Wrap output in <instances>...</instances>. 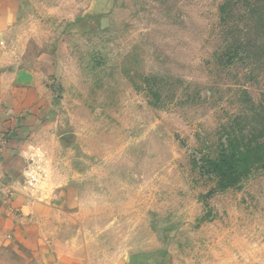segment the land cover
<instances>
[{
	"label": "rangeland",
	"instance_id": "obj_1",
	"mask_svg": "<svg viewBox=\"0 0 264 264\" xmlns=\"http://www.w3.org/2000/svg\"><path fill=\"white\" fill-rule=\"evenodd\" d=\"M21 2L52 69L24 178L79 202L85 263L264 264V0Z\"/></svg>",
	"mask_w": 264,
	"mask_h": 264
},
{
	"label": "crops",
	"instance_id": "obj_2",
	"mask_svg": "<svg viewBox=\"0 0 264 264\" xmlns=\"http://www.w3.org/2000/svg\"><path fill=\"white\" fill-rule=\"evenodd\" d=\"M21 1L0 0V264H86L78 234L67 232L62 222L79 202L65 189L38 196L24 178L28 166L23 156L44 121L50 90L44 78L52 69L47 54L29 62L14 46V32L29 12ZM126 264L159 261L131 259Z\"/></svg>",
	"mask_w": 264,
	"mask_h": 264
},
{
	"label": "trees",
	"instance_id": "obj_3",
	"mask_svg": "<svg viewBox=\"0 0 264 264\" xmlns=\"http://www.w3.org/2000/svg\"><path fill=\"white\" fill-rule=\"evenodd\" d=\"M257 145V151H259V154L256 156V164L258 165H261V166H264V142H259L256 144ZM244 149V152L242 153L243 155L245 154V156H248V154H250L252 152V149H251V146L248 145L247 147L243 148ZM241 154V155H242ZM233 155H231L230 157H232ZM231 159V158H230ZM234 159V158H233ZM230 161H233L232 159ZM248 161L247 160V157H245V162L242 166H248ZM223 162V160H222ZM225 164H228V161H227V158H225ZM230 166V164H229Z\"/></svg>",
	"mask_w": 264,
	"mask_h": 264
},
{
	"label": "built area",
	"instance_id": "obj_4",
	"mask_svg": "<svg viewBox=\"0 0 264 264\" xmlns=\"http://www.w3.org/2000/svg\"><path fill=\"white\" fill-rule=\"evenodd\" d=\"M3 149H4V142H0V159H1L2 154H3Z\"/></svg>",
	"mask_w": 264,
	"mask_h": 264
}]
</instances>
